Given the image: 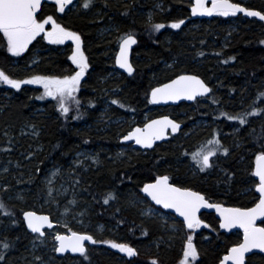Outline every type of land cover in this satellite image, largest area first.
<instances>
[{
  "label": "trees",
  "instance_id": "1",
  "mask_svg": "<svg viewBox=\"0 0 264 264\" xmlns=\"http://www.w3.org/2000/svg\"><path fill=\"white\" fill-rule=\"evenodd\" d=\"M159 1L161 6L155 8L152 0H93L92 5L85 9L82 7L83 0H72L65 7L69 9L64 12L57 11L54 1L43 4L37 18L43 20L51 15L62 27L80 35L81 50L87 58L88 68L74 94L80 103L77 105L70 99L69 113L62 114L56 99L43 96L44 88L40 84H22L20 89H15L0 83V92L6 89L11 95L9 109L0 112V163L6 153H12L9 157L15 160L17 151L25 150L19 143L22 138L16 135V130L14 133L5 131L6 122L12 121L15 129L21 120L33 119L31 115H36L35 110L42 107L43 111L32 120L40 126L35 140L39 150L34 154L41 160V166H60V176L76 182L79 187L85 219L115 229L116 234L112 236L85 231L92 234L96 242L106 243V239H111L136 250L135 255L127 257L109 243L100 245L98 249L88 246L82 255L56 254L55 264H152L153 260L157 264H177L183 256L182 244L188 236H192L197 250L198 258L194 264H218L221 256L240 242V235L220 232L213 214H202L200 220L203 223L198 228L184 229L185 239L179 237L167 247L163 240L158 239L165 236L158 224L142 218L137 206L127 205L123 200V192L132 190L139 196L143 184L153 181L160 174L169 175L178 186L203 193L210 202L244 208L257 201L253 190L245 193L243 188L256 184L252 165L256 155L264 151V120L250 115L245 124H240L222 113L236 115L251 112L253 107L259 108L261 100H264L260 96L264 93V43H261L264 41V25L245 17L241 21L239 14L232 13L228 16L215 13L208 20L192 21L189 18L191 0ZM230 1L264 13V0ZM74 3L77 5L71 8ZM230 19H235V30L226 41L221 42L225 33L221 30L222 26ZM179 20L186 22L177 31L171 23ZM191 22H198L200 28L187 30L185 26ZM154 24H163L164 27L154 30ZM204 27L210 31L207 33ZM104 28L108 30L100 33V29ZM45 29L51 28L47 26ZM216 31L220 33L213 38ZM127 33L137 38L132 54L134 73L130 77L120 73L117 79L111 80L107 74L113 64L112 53L118 47L119 37ZM74 44L72 40L54 43L41 33L24 52L13 55L7 51L6 40L0 33V70L18 80L33 75H71L78 70L70 60ZM180 74L198 75L212 86L211 95L216 100L207 98L212 102L211 110L203 111V105L198 100L194 104L151 106L148 101L151 87ZM215 88L219 91L216 92ZM113 91L116 94L112 95ZM106 98L111 104L105 112L108 117L134 114L141 119L146 110L153 117L170 109L169 114L183 122L182 131L187 129L193 116L219 120L215 129L223 121L226 125L229 121H237L239 130L234 136L237 145L232 147L226 158L215 159L211 173L200 171L194 177L189 174L182 176L185 170L183 164L177 171L172 169L175 161L189 157L194 150L188 144L190 136L156 144L150 151L121 153L113 160L110 156L115 152V146L120 145L116 136L130 126L110 125L107 131H98L100 124H95V121ZM113 100L119 103L114 104ZM175 111L184 115H177ZM83 150L96 152L99 160L85 162L83 167H76L73 174H68L69 164ZM24 158L26 156L22 160ZM5 175L12 179V172ZM41 176V172L21 176L20 181L25 188L23 199L4 203L12 214L3 216L2 222L8 220L9 226L0 230V241L6 238L11 246L5 251V259L0 260V264H32L25 255L34 236L23 225V210H41L55 218L49 208L42 206L38 209L34 204L36 199L41 201L44 197ZM108 193H113L114 199L104 203ZM246 264H264V256L252 254L246 258Z\"/></svg>",
  "mask_w": 264,
  "mask_h": 264
},
{
  "label": "snow or ice",
  "instance_id": "2",
  "mask_svg": "<svg viewBox=\"0 0 264 264\" xmlns=\"http://www.w3.org/2000/svg\"><path fill=\"white\" fill-rule=\"evenodd\" d=\"M71 2L72 0H55L60 12H64L65 7L71 4ZM92 3L93 0H83L82 7L87 9ZM40 7L41 0H0V33H2L3 38L6 40L7 51L13 55H19L41 33H44L45 38L54 43L72 40L75 43V48L70 56V60L77 66L78 70L74 71L71 75L63 77L33 75L25 80L13 79L0 70V83L10 85L15 89H20L22 84H40L44 88L43 96L56 99L59 111L62 114H67L70 111L68 107L70 99L75 101L77 105L80 103L74 94L80 85L81 77L84 76L85 70L88 68L87 58L81 50L80 35L62 27L51 15L43 20H39L37 18V10ZM191 11L193 15L197 13L211 15L216 12L223 16H228L230 13L235 14L239 11L245 12L248 16L259 17L261 20H264V13L244 8L239 3H232L230 0H211V7L206 5L205 0H194ZM49 23L51 24V29L46 30L45 25ZM183 23V20L174 21L171 23V27L179 28ZM163 27V24L152 25L154 30H159ZM136 42L135 36L131 33L123 34L119 37V53L116 56V63L129 73H132L133 68L129 63L128 52L130 46L136 44ZM261 43H264V41H261ZM209 91L210 89L199 77L194 75H179L168 83L153 88L151 90V98L153 102L158 100H176L181 96H185L191 100L197 95H203ZM260 96L264 97V93H261ZM112 102L114 104L119 103L116 100ZM262 112H264V109L253 107L251 112H243L236 115L222 113V115H226L229 120H238L240 124H245L248 116ZM169 126H171L173 132L179 127L177 123L164 116L160 119L149 121L144 124L143 128L136 127L132 129L122 139L125 141L134 139L138 145L151 147L152 142L160 139L164 135V129ZM220 147L222 145H220L219 140L213 137L206 145L192 154V159L203 170V168L211 166L209 158ZM223 151L227 153L228 149L224 148ZM255 161V175L259 178V183L256 187L260 198L253 207L224 208L220 204L207 205L208 207H215L220 213L221 228L228 229L234 225H238L243 229V242L230 247L220 260V264H226L228 261H231L232 264H244V254L250 249L264 250V227H257L256 225L257 218L264 217V151L256 155ZM168 180L167 176H158L153 182L144 184L142 191L150 196L156 204L163 205L166 209H175L183 217L188 229L198 228L203 222L197 216V212L202 205L207 204L205 197L199 192L175 187L169 184ZM111 199H114L113 193L106 194L104 203H108ZM0 213L4 215L12 214L2 201H0ZM23 216L27 222V227L33 233H39L43 236L42 227L45 224L51 227L49 217L46 215H37L35 212L27 211L23 213ZM69 231L71 232V230ZM55 240L59 242V246L54 249L56 252H64L65 249H71L72 252H79L81 254H85L86 252L84 241L96 243L93 236L77 232H71L70 235L57 233ZM106 243H109L112 248H118L129 257L136 254V250L128 244L113 241H107ZM10 246L11 244L6 238L0 241V260L5 259L4 253ZM196 257L197 250L192 243V236H188L180 264H190L189 258L195 260ZM39 259V257H36V260ZM152 264H157V262L153 260Z\"/></svg>",
  "mask_w": 264,
  "mask_h": 264
},
{
  "label": "rangeland",
  "instance_id": "3",
  "mask_svg": "<svg viewBox=\"0 0 264 264\" xmlns=\"http://www.w3.org/2000/svg\"><path fill=\"white\" fill-rule=\"evenodd\" d=\"M152 1L155 2V8L161 6V2L159 0ZM76 5L77 4L74 3L72 8ZM240 20L243 21L244 17ZM183 21L184 23L181 24V26H183L186 22V20ZM233 22H235V19H230L229 22H226V24H224L225 26H222L221 30H223L225 33L221 37V42L226 41L229 38L230 33L235 30V25ZM47 26L49 27L51 26V24H46L45 27ZM185 28H187V30H197L200 28V24L198 22H191L188 26H185ZM176 29L177 31H179L181 27ZM204 29L207 33L210 31V29L206 27H204ZM106 30H108V28L100 29L99 32L104 33V31ZM219 33L220 31H216L213 38L219 35ZM73 48H75V44L73 45ZM115 53L116 49L112 53L113 59ZM113 64L112 67L110 66L108 68L107 74V78H110L111 80L117 79L120 75L119 70L116 69ZM215 90L216 92H218L219 88H215ZM113 94H116V92L113 91L112 95ZM210 97H212V99L214 98L213 95H211ZM10 99L11 95L6 92V89L0 92V105L2 106L0 112L4 109H9ZM214 100L216 99L214 98ZM103 102L104 107L102 108L99 118H97L95 121V124H100L97 127L98 131L105 132L109 129L108 126L110 125L118 127V125L125 124L129 126L137 121L138 118L134 114L108 117L105 112L108 111L111 104L109 103V100H107V98L104 99ZM201 104L203 105V111L207 112L211 110V108H209L211 106V102L209 99H202ZM259 108L264 109V100H261ZM42 111V107L36 109V115H31L34 116L32 117L33 119H28V121L21 120L15 129L12 121H7L5 124V131L10 133L13 131L14 133V130H16V135L19 138H22L19 143L22 144L21 146L24 147L23 149L25 150L17 151L15 160L9 157L12 153H6L4 160L0 163V201L5 203L10 201L22 200L25 188L21 184V176H27L34 173L38 174L41 172V181L44 189V197L41 201H37L36 199V201H34V204L36 207H38V209H40L42 206L49 208L53 216H55L56 228L51 231H48L44 238L38 239L36 238V236H34V239L31 241L28 247V252L25 255V258L29 260L32 264H55L57 253L54 249L56 248L55 236L57 233L70 234L71 232L80 229V232L88 230L93 232V234L95 235L112 236L116 234V231L112 227L108 228L101 223H93L91 220L85 219V209L81 207L82 205L80 200L82 196L80 197L81 194H79V187L76 182H73L69 179H65L64 177L60 176L62 169L60 166H41V160L36 154H34V152L39 150V147L35 143V140L39 133L40 126L36 125V123L32 120H35L34 118L37 116V114L41 113ZM165 111L169 112L170 110ZM178 114L182 115V112H178ZM253 117L264 120V112L256 114ZM193 118V120L189 121L187 129L185 131H182L178 136L174 137V139L179 141V139L183 140L190 136L188 144L193 147L194 150L192 151L189 157H181L179 160L175 161L174 166L172 167L173 171H177L179 170L178 168H180L181 164H183L185 170L183 171L182 176L189 174L190 177L196 176L200 171H206L207 173H211L213 167L212 161H215L214 159H216L217 157H219L220 159L226 158L229 155V152L233 149L232 147H235L237 145L234 136L239 130L237 121L228 122V126L223 121L219 125L218 129H215L216 124L219 120L214 118L208 119L206 117L198 116H193ZM220 120L223 119L220 118ZM89 126L91 125H88V127ZM122 136H124L123 133H118L116 139H120ZM213 137L219 140L220 145H222V147H220L219 150L216 151V153L209 158V163L211 166L203 168L202 170L201 166L192 159V154L197 152V150L200 149L202 146L206 145L209 140L213 139ZM224 148L228 149L227 153L223 151ZM114 149L115 152H113V155L110 156V158L113 160L115 158L117 159L121 153H133L136 151V148H133L129 144L123 143H120V145L115 146ZM24 156H26V158L22 160ZM98 160V154L96 152L92 150L80 151L75 155L73 162L69 164L70 166L68 174H73V170L76 167H83L85 162L93 163L97 162ZM9 171L12 172V179H9L5 175ZM13 172H16V174ZM253 188L254 185L248 184L244 186L243 192H249L250 190H253ZM122 197L127 205L138 207V211L140 212V216L142 218H145L147 220H153L155 223L158 224L160 230L165 235L164 237H159L158 239L163 240L167 247L171 246L173 240L178 239L179 237L185 239L184 228L181 224L178 223V220L175 216L155 207L153 204L149 203L143 195L138 196L132 190H128L126 193L123 192ZM3 216L6 215L0 213V230H4L9 226L8 220L2 222V220L4 219ZM69 230H71V232ZM107 241L113 240L106 239V242ZM103 244L106 243L96 242L90 247L91 249H98V247ZM184 245L185 243L182 244V251L184 250ZM193 245L195 246L194 243ZM36 257H39L40 259L36 260ZM197 258L198 256L195 260L189 258L190 264H194ZM181 259L178 261L177 264H180Z\"/></svg>",
  "mask_w": 264,
  "mask_h": 264
},
{
  "label": "water",
  "instance_id": "4",
  "mask_svg": "<svg viewBox=\"0 0 264 264\" xmlns=\"http://www.w3.org/2000/svg\"><path fill=\"white\" fill-rule=\"evenodd\" d=\"M51 1H52V0H41V7H42V4H43V3H50ZM205 1H206V0H205ZM230 2H231V1H230ZM193 3H194V0H192V4H191L190 7H189V15H190V19H193V20L209 19V18H211V17L213 16V14L216 13V12H214V13H212L211 15L197 13V14L193 15V14H192V11H191V8H192ZM232 3H234V2H232ZM206 5H207L208 7H211V2L208 3V4H206ZM240 5H241V4H240ZM241 6L244 7V8L250 9V10L258 11V10H256V9L248 8V7L243 6V5H241ZM41 7L37 10V15L39 14V12H40V10H41ZM259 12H260V11H259ZM237 13H238V14H241L243 17H246V18H249V19L256 20V21H258V22H260V23H262V24L264 25V20H261L259 17L248 16L245 12H239V11H238V12H236V14H237ZM135 38H136V37H135ZM136 41H137V38H136ZM136 44H137V42H136ZM136 44L131 45L130 48H129V52H128L129 63L132 65V68H133L132 73H129L126 69L121 68V67L116 63V56H117V54L119 53V45H118L117 52H116V54H115V56H114V65H115V67H116L121 73H123V74H125V75H127V76H129V77L133 75L134 70H135V67H134V65H133V63H132V50H133V48H134V46H135ZM180 75H194V76L199 77V78L203 81V79H202L200 76L195 75V74H180ZM177 76H179V75H177ZM177 76H174V77L168 79L167 81H164L163 83H160V84H158V85H155V86H153V87L150 89V92H149V95H148V99H149V102H150L153 106H176V105H178V104H180V103H183V102H185V103H192V102H194L196 99H199V98H201V97H206V96H208V95L210 94V91H211V87H210V85L206 84V83L203 81V82L206 84V86L210 89V91H209L208 93H204L203 95H197L194 99L189 100L187 97H185V96H181L179 99H176V100H158V101H156V102H153V101H152V98H151V90H152L153 88L159 87V86L162 85V84L168 83L170 80L175 79ZM164 116H167L170 120H172V121H174L175 123H177V124L179 125V127H178V129H177L175 132L172 131L171 126L165 128V129H164V135H162L160 139H158V140H154V141L152 142V146H151V147H147V146H144V145H138V144L135 143V140H134V139L125 141V140H123V139L121 138L120 141H121V142H132L133 147L138 148V149H141V150H145V149H146V150H150V149H152L157 143H162V142L166 141L168 138H170L171 135H176V134H178V133L181 131V129L183 128V123H182V122H178V121H176L173 117H171V116H169V115H167V114L160 115V116H158V117H155V118H153V119H150V120L146 121L144 124L148 123V122L151 121V120H157V119H160L161 117H164ZM144 124H143L142 126H135V127H133V129L136 128V127L143 128ZM131 130H132V129H131ZM131 130H130V131H131ZM127 134H128V133H126V135H127ZM255 165H256V161L254 160L253 167H252V174H253V178L257 181V184H258V183H259V178L255 175ZM159 176H166V175H159ZM157 177H158V176H157ZM167 177H168V176H167ZM168 178H169V177H168ZM155 179H156V178H155ZM155 179H154V180H155ZM154 180H153V181H154ZM153 181H150V182H147V183H151V182H153ZM168 182H169V184H171V185H173V186H175V187H178V188H181V189H185L184 187H181V186H178V185L172 183V182L170 181V179L168 180ZM145 184H146V183H145ZM257 184H256L255 187H254V193H255L256 196H257V201H256L255 203H257L258 200H259V198H260V194H259V192H258V190H257V187H256ZM143 186H144V184H143ZM143 186L141 187V194H142V195H143L148 201H150L151 203H153L155 206L160 207L163 211H165V212H169V213H171L172 215H174V216H175L178 220H180V221L183 223V225L187 228V226H186L185 223H184L183 217H181V216L179 215V213H177V212L175 211V209H171V208L166 209V208L163 207V205H158V204H156L155 201H153V200L151 199L150 196H148L146 193H144V192L142 191ZM187 189H189V188H187ZM190 190L195 191V192H199V191H196V190H193V189H190ZM199 193H201V192H199ZM201 194L205 197V195H204L203 193H201ZM205 200L207 201V204L201 206V208H200V209L198 210V212H197V216L200 217V215L203 214V213H210V214H213L214 217L218 220V228H219V231H220V232H224V233H226V234H231V233H233V232H239V233H240V236H241V241H240V243L243 242V229H241L238 225H234L233 227L228 228V229L221 228V227H220V222H221L220 213L216 210L215 207H208L207 205L220 204V205H221L222 207H224V208H242V207H235V206L226 205V204H223V203L210 202L206 197H205ZM255 203H254L252 206H250V207H244V208H251V207H253V206L255 205ZM27 211L35 212L37 215H46V216L49 217V221L51 222V227H49L47 224H45V225L42 227V232L44 233L43 236H41L39 233H33V232L31 231V229H29V228L27 227V222L25 221L24 216H23V213H24V212H27ZM21 219H22L23 225H24L25 229L27 230V232H29V233L32 234V235H37V236H39V237H44L45 234H46V231L53 230V229L55 228V226H56V222L54 221V218H53L49 213H46V212H40V211H35V210H32V209H26V210H23V212L21 213ZM263 220H264V217H258V218H257V220H256V225H257V227H264L263 225H261V222H262ZM77 233H81V232H77ZM70 234H71V233H70ZM70 234H61V235H70ZM87 234H88V233H87ZM89 235H90V234H89ZM91 243H92V241H84L85 249H86V246L89 245V244H91ZM58 246H59V242L56 241V247H58ZM56 253H58V254H60V255H63V254L80 255V254H81V253H79V252H72L71 249H65L64 252H56ZM226 253H227V252H226ZM226 253H225V254H226ZM225 254H224V255H225ZM252 254H260V255H263V256H264V250H261V249H250L248 252H246V253L244 254V264H245L246 258H247L248 256L252 255ZM224 255H223V256H224ZM223 256H222V257H223ZM222 257H221V259H222ZM221 259H220V260H221ZM218 264H220V261H219ZM226 264H232V262H231V261H228V262H226Z\"/></svg>",
  "mask_w": 264,
  "mask_h": 264
},
{
  "label": "flooded vegetation",
  "instance_id": "5",
  "mask_svg": "<svg viewBox=\"0 0 264 264\" xmlns=\"http://www.w3.org/2000/svg\"><path fill=\"white\" fill-rule=\"evenodd\" d=\"M67 9H69V7H68ZM67 9H65V10H67ZM57 11H59V10H58V6H57ZM59 12H60V11H59ZM49 16H50V15H49ZM49 24H50V23H49ZM49 27H51V26H49ZM211 89H212V86H211ZM209 108H210V107H209ZM148 120H150V118H149V115L146 114V115H144L143 118L139 119L138 121L132 123L133 125H129V126H131V128L134 127V126H142L143 123H145V122L148 121ZM176 120L179 121V122H181V120H178V119H176ZM229 122H230V121H229ZM131 128H129L128 130H126L125 133H127ZM176 136H178V135H175V136L170 137L168 140H166V142L169 141V140H173L174 137H176ZM121 144H122V143H121ZM127 144H129V145H131V146L133 147V145H132L131 143H127ZM133 148H134V147H133ZM136 150H138V149H136Z\"/></svg>",
  "mask_w": 264,
  "mask_h": 264
},
{
  "label": "bare ground",
  "instance_id": "6",
  "mask_svg": "<svg viewBox=\"0 0 264 264\" xmlns=\"http://www.w3.org/2000/svg\"><path fill=\"white\" fill-rule=\"evenodd\" d=\"M189 18H190V15H189ZM246 18V17H245ZM191 20H193V19H191ZM210 214V213H209ZM224 233V232H223ZM226 234V233H225Z\"/></svg>",
  "mask_w": 264,
  "mask_h": 264
}]
</instances>
